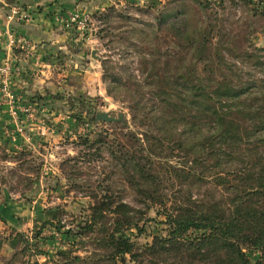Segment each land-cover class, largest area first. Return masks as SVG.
<instances>
[{
    "label": "trees",
    "instance_id": "1",
    "mask_svg": "<svg viewBox=\"0 0 264 264\" xmlns=\"http://www.w3.org/2000/svg\"><path fill=\"white\" fill-rule=\"evenodd\" d=\"M192 1L203 10L211 7L205 0ZM175 3L158 14L156 25L142 23L143 28L132 30L144 44L171 33L180 50L174 65L166 63L170 71L165 77L155 74L158 81L146 82L155 89L147 104L139 94L132 110L134 122L150 124L155 134L125 135L132 144H121L120 155L102 134L95 140L89 138L93 132L80 138L81 146L100 145L96 153L108 147L141 207L126 203L111 184L110 189L98 186L89 194L93 203L85 221L74 233H63L79 242L88 238L93 252L82 257L68 244L52 255L51 264H264V55L246 52L243 56L255 61L253 67L241 72L243 76L234 74L238 65L228 63L224 37L217 34L214 45L215 29L194 26L188 6ZM188 57L193 59L190 64ZM109 79L110 88L121 87L120 78ZM88 117L98 125L94 115ZM90 156L84 154L83 160ZM71 162L74 179L81 168L77 170L78 160ZM163 185L168 188L163 190ZM197 188H206L208 197L196 198ZM153 210L157 219L147 216ZM151 222L164 228L149 232ZM47 225L57 227L51 220ZM131 231L136 232L134 239L128 236ZM15 239L22 253L30 250L25 234ZM249 253H258L259 260L253 262ZM36 255L51 257L41 251ZM23 264L41 263L34 258Z\"/></svg>",
    "mask_w": 264,
    "mask_h": 264
},
{
    "label": "rangeland",
    "instance_id": "2",
    "mask_svg": "<svg viewBox=\"0 0 264 264\" xmlns=\"http://www.w3.org/2000/svg\"><path fill=\"white\" fill-rule=\"evenodd\" d=\"M205 1L211 4L208 10L201 9L192 0H106L99 10L86 8V11L63 13L54 10L64 0H56L53 5L44 2L51 7L46 8L53 11L49 18L58 26V33L62 31L67 36L59 44L69 42L71 45L63 51L56 43H48V39L44 43L47 50L43 52L27 39L33 48L17 52L21 57L24 55V63H27L28 79L19 80L26 83L21 84V91L30 83L26 89L29 94L13 93L16 104L31 105L23 124L12 119L10 101H14L13 96L0 94V264H23L34 258L41 264H51L52 255L68 244L76 247V255L90 256L93 246L88 238L79 242L63 233L70 230L74 233L85 221L93 203L89 194L98 186L110 189L111 184L126 203L140 206L126 187L124 174L113 163L108 147L96 153L100 145L95 149L80 145V138L93 132L89 138L95 140L97 134H102L107 145L114 146L113 150L118 153L122 145L132 144L125 135L137 132L138 138H144L141 134H155L150 131V124L134 122L132 110L136 109L139 94L144 98L140 102L147 104L146 99H150L155 89L145 86L146 82L150 78L156 80L155 74L165 77L170 71L166 63L179 59L175 53L180 50L171 33L163 32L154 44H144L141 36L132 32L134 28H143L142 23L156 25L158 14L176 2L174 6H188V18L194 26L210 25L215 29L214 45L218 44L217 34L224 37L227 61L238 65L233 68L234 74L243 76L250 72L247 68L253 67L255 61L243 56L246 52L264 55L258 52L264 50V0ZM72 13L78 14V21L84 16L89 18L85 30L69 23ZM93 52L96 58L92 57ZM37 56L36 62H31ZM239 56L241 59L235 60ZM192 62V57H188L187 64ZM111 75L122 80L118 89L109 87ZM98 113H108L115 118L123 115L127 127L121 126L124 121L92 125L88 116L96 117ZM88 153L93 156L83 160ZM73 159L79 162L77 170L81 168L80 176L74 175L76 180L70 178ZM167 188L168 185H163V190ZM194 192L198 199L208 195L206 188H197ZM147 216L157 219V211ZM48 220L57 225L56 229L47 225ZM161 228L164 226L148 223L149 232ZM38 232L41 234L35 239ZM18 233L29 239L30 250L26 253H22L23 246L15 239ZM135 235V231L128 234L133 239ZM37 251L49 253L51 257L36 255ZM248 256L253 262L260 258L258 253Z\"/></svg>",
    "mask_w": 264,
    "mask_h": 264
},
{
    "label": "crops",
    "instance_id": "3",
    "mask_svg": "<svg viewBox=\"0 0 264 264\" xmlns=\"http://www.w3.org/2000/svg\"><path fill=\"white\" fill-rule=\"evenodd\" d=\"M6 4L0 3V66L5 65L6 63L11 67L13 74L11 78V88L13 90L14 95H17L21 91V81H26L24 79H28L26 77L27 69L25 68L27 63H24L26 59L24 55L21 57V53L17 54V52H22L21 50H16L14 52L9 51L8 48V36L6 32L8 31V20L7 17L10 14L11 7H20L25 11L31 12L33 15V19L28 24H16L11 23L10 27L16 31L18 34L25 36L27 39L31 41L34 47H38L39 49H46L47 45L44 44L46 40L48 43L53 45L54 43L57 44V48L59 47L60 50L67 49L70 47L71 43L66 42V44H59L61 41L66 40V34L58 33L57 28L58 26L51 22L49 18L51 16V7L48 5H44L43 0H5ZM106 0H64V3H60L54 12L63 13L65 11H82L88 8L91 11L102 9L103 6L106 4ZM48 7V8H46ZM66 37V38H65ZM32 45V48H33ZM27 51V50H26ZM83 55L85 54L84 51L81 52ZM37 58L31 59V62H36ZM26 69V70H25ZM31 69V68H30ZM24 72V75H23ZM21 80V81H19ZM21 82V83H20ZM30 86V83H29ZM29 86L25 87L24 92L21 91L23 94H29L26 89ZM24 87V86H23ZM24 98V96H20ZM26 100V99H24ZM26 107L31 108V105H24Z\"/></svg>",
    "mask_w": 264,
    "mask_h": 264
},
{
    "label": "built area",
    "instance_id": "4",
    "mask_svg": "<svg viewBox=\"0 0 264 264\" xmlns=\"http://www.w3.org/2000/svg\"><path fill=\"white\" fill-rule=\"evenodd\" d=\"M54 1L56 0H44V2L48 3V5H53ZM0 3L6 4V1L0 0ZM32 19L33 16L31 12L25 11L20 7L13 6L10 8V14L7 17L9 25H8V31L6 32V35L9 38L8 40L9 51L11 52H14L16 50L24 51L26 49L32 48V45L29 44V41L25 36L18 34L10 27L11 23L28 24L32 21ZM77 19H78V14L72 13L69 16V23L71 25H76L79 30H85L89 24L90 21L89 18L87 16H84V18L80 19L79 21ZM77 21L78 24H76ZM12 74L13 71L7 63L3 66H0V94L7 95L9 98L13 96L12 98L14 99V101L13 100L10 101L11 104L10 112L13 117L12 119H14L16 122L19 121V124L21 125L23 124L24 121L23 119L27 118L25 114H27L31 110V108L21 104H16V99L15 96L13 95V92L9 91L12 90L11 88Z\"/></svg>",
    "mask_w": 264,
    "mask_h": 264
},
{
    "label": "water",
    "instance_id": "5",
    "mask_svg": "<svg viewBox=\"0 0 264 264\" xmlns=\"http://www.w3.org/2000/svg\"><path fill=\"white\" fill-rule=\"evenodd\" d=\"M92 57L96 58V54L94 52L92 53ZM123 121H124L123 115H120L118 118L110 116L108 113H98L96 115V122L97 123L104 122L107 124H111V123H121Z\"/></svg>",
    "mask_w": 264,
    "mask_h": 264
}]
</instances>
